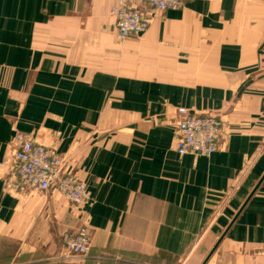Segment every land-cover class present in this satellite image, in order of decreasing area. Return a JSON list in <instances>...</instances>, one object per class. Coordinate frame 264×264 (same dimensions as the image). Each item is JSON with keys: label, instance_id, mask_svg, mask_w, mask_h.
<instances>
[{"label": "crops", "instance_id": "0c3cea01", "mask_svg": "<svg viewBox=\"0 0 264 264\" xmlns=\"http://www.w3.org/2000/svg\"><path fill=\"white\" fill-rule=\"evenodd\" d=\"M130 5L141 6L139 0ZM118 0H0V264H264V0H183L120 39ZM179 108L225 122L179 156ZM89 199L21 183L13 138ZM84 228L85 256L61 236Z\"/></svg>", "mask_w": 264, "mask_h": 264}, {"label": "built area", "instance_id": "2783aa9c", "mask_svg": "<svg viewBox=\"0 0 264 264\" xmlns=\"http://www.w3.org/2000/svg\"><path fill=\"white\" fill-rule=\"evenodd\" d=\"M118 0L111 9L114 28L120 39L137 37L145 32L152 17L168 9H178L183 0H139L141 6ZM174 131V149L179 156H210L218 151L225 122L208 113H191L180 108ZM15 170L24 185L47 192L55 190L70 203H85L90 193L76 176L66 172L65 160L50 146L40 144L29 134L17 133L13 138ZM62 247L68 256H85L90 249V239L84 228L65 231Z\"/></svg>", "mask_w": 264, "mask_h": 264}, {"label": "water", "instance_id": "95a60500", "mask_svg": "<svg viewBox=\"0 0 264 264\" xmlns=\"http://www.w3.org/2000/svg\"><path fill=\"white\" fill-rule=\"evenodd\" d=\"M264 180V175H262L261 179L259 180L258 184L256 185V187L253 189V191L250 193V195L248 196L247 200L245 201V203L249 200V198L254 194L255 190L257 189L258 185L261 183V181ZM225 232L219 237V239L217 240L216 244L212 247V249L210 250V252L207 254V256L205 257V259L203 260V262L201 264H205L207 262V260L210 258V256L213 254V252L215 251V249L217 248L218 243L220 242V240L223 238V236L225 235Z\"/></svg>", "mask_w": 264, "mask_h": 264}, {"label": "rangeland", "instance_id": "374dc122", "mask_svg": "<svg viewBox=\"0 0 264 264\" xmlns=\"http://www.w3.org/2000/svg\"><path fill=\"white\" fill-rule=\"evenodd\" d=\"M180 109V108H179ZM178 111V110H177Z\"/></svg>", "mask_w": 264, "mask_h": 264}]
</instances>
